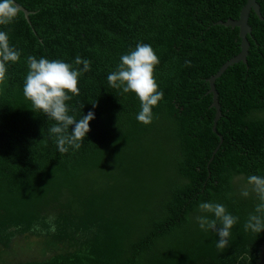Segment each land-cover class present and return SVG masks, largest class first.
Masks as SVG:
<instances>
[{
    "label": "trees",
    "instance_id": "obj_1",
    "mask_svg": "<svg viewBox=\"0 0 264 264\" xmlns=\"http://www.w3.org/2000/svg\"><path fill=\"white\" fill-rule=\"evenodd\" d=\"M255 2L245 62L213 82V132L207 79L239 52L237 28L217 22L236 20L245 0H15L16 19L0 25L21 53L0 84V264L264 262V231L245 229L259 203L248 178L264 177V0ZM137 43L159 57L163 98L147 125L137 96L107 81ZM29 56L91 62L66 102L76 119L94 112L78 150L60 153L55 121L25 98ZM209 202L239 218L225 249L196 222L215 218L200 212ZM28 238L43 260H18L30 256Z\"/></svg>",
    "mask_w": 264,
    "mask_h": 264
},
{
    "label": "clouds",
    "instance_id": "obj_2",
    "mask_svg": "<svg viewBox=\"0 0 264 264\" xmlns=\"http://www.w3.org/2000/svg\"><path fill=\"white\" fill-rule=\"evenodd\" d=\"M18 13L19 8L15 0H0V25L11 24ZM20 55L18 50L10 46L8 34L0 31V84L7 80V64L17 63ZM185 63L190 64L189 61ZM27 64L28 72L23 85L25 98L31 102L34 111L42 112L55 121L49 132L55 136L60 153H67L69 148L78 150L90 131L89 122L95 118L94 112L89 111L76 119L69 114L70 109L66 102L72 96L79 95V78L82 72L90 71L91 62L77 56L75 64L83 65L82 69H78L59 59H37L29 56ZM158 64L159 57L151 45L137 43L133 50L120 57L116 70L107 76L108 84L112 88L122 89L123 94L131 92L137 96L141 110L136 118L145 125L152 122L154 117L152 109L163 98V92L159 90L155 78ZM95 106L94 103L93 107ZM70 126H74L71 131ZM248 185L251 186V192L256 194L259 203L254 213L249 214L245 229L258 234L264 231V177L252 175L248 178ZM241 195L248 197L249 189L244 188ZM199 209L201 213L212 214L215 217L210 219L207 215L196 216L200 229L216 233L219 237L216 244L218 249L228 247L231 229L239 218L231 215L226 207L219 203H201Z\"/></svg>",
    "mask_w": 264,
    "mask_h": 264
},
{
    "label": "water",
    "instance_id": "obj_3",
    "mask_svg": "<svg viewBox=\"0 0 264 264\" xmlns=\"http://www.w3.org/2000/svg\"><path fill=\"white\" fill-rule=\"evenodd\" d=\"M250 11H252L260 19L258 6H257L255 0H245V3L241 7L236 20L227 19L224 22H220V21L217 22V24H221L225 27H231V28L236 27L237 28L238 37H239V52L235 56L226 60L218 68V70L207 79V84H208L207 93L211 94V99H212L210 106L214 108V118H213V124H212V131L213 132H214L215 121L219 117V108L217 105L216 92L214 90L213 82L216 78H218L220 76V74L227 67H229L235 63H238V62H242V63L245 62V57H246L247 49H248L246 35L249 33V26L247 25V18H248V14Z\"/></svg>",
    "mask_w": 264,
    "mask_h": 264
},
{
    "label": "rangeland",
    "instance_id": "obj_4",
    "mask_svg": "<svg viewBox=\"0 0 264 264\" xmlns=\"http://www.w3.org/2000/svg\"><path fill=\"white\" fill-rule=\"evenodd\" d=\"M106 171L109 173L110 171V168L109 166L107 165L106 166ZM69 203H71V201H69ZM15 240H18V238L16 237ZM23 240V239H22ZM37 239L35 238H28L26 240H23L22 243L24 245L28 244V248H30V256L28 254L25 253V255L21 256L20 258H18V260H28V261H41L43 260L45 257H44V254H46V250H43L41 248H39V244L36 243ZM26 243V244H25ZM41 251L44 252L42 253L43 256H41ZM14 260V259H13ZM11 259V261H13ZM261 264H264V262L261 261Z\"/></svg>",
    "mask_w": 264,
    "mask_h": 264
}]
</instances>
